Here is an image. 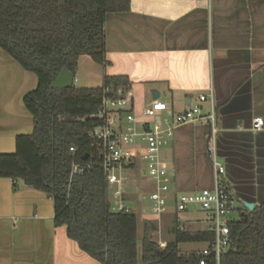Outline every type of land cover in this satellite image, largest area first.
I'll use <instances>...</instances> for the list:
<instances>
[{"label":"crops","instance_id":"1","mask_svg":"<svg viewBox=\"0 0 264 264\" xmlns=\"http://www.w3.org/2000/svg\"><path fill=\"white\" fill-rule=\"evenodd\" d=\"M103 30L105 61L99 72L89 70L80 87L101 86L107 75L126 81L132 93L129 110L139 127L153 89L170 113L198 103L205 114L212 102L217 155L235 202L237 192L255 206L263 202L264 123L254 130L252 118L264 119V0H129L128 10L105 13ZM36 84L35 74L0 48V153L13 152L16 135L32 132L33 117L23 96ZM201 93L204 100L198 99ZM120 117L123 121V113ZM209 132L208 123L186 121L175 124L163 140L160 157L171 175L167 207H173L160 217L146 211L154 183L144 174V144L132 145L135 156L123 198L138 210L143 226L153 225L151 234L161 232L156 240L161 246L172 239L175 224L189 230L206 227L201 211L189 219L174 213V196L212 187ZM168 212V218L163 216ZM53 216L52 199L43 191L0 177V264H101L67 236L64 226H56Z\"/></svg>","mask_w":264,"mask_h":264},{"label":"trees","instance_id":"2","mask_svg":"<svg viewBox=\"0 0 264 264\" xmlns=\"http://www.w3.org/2000/svg\"><path fill=\"white\" fill-rule=\"evenodd\" d=\"M128 9L129 0H0V48L37 78L23 96L33 130L16 135L13 152L0 153V177L20 179L50 197L54 224L101 264H197V252L184 254L178 244L211 242L208 228L175 224L172 239L161 246L151 236L153 225L145 223L138 256L136 214L110 207L100 154L88 132L101 123L92 114L103 88L129 89L126 81L107 75L98 87L50 86L62 67L74 75L80 55L104 63L105 13ZM72 163L81 171L71 175ZM228 224L231 246L220 264H264V201Z\"/></svg>","mask_w":264,"mask_h":264},{"label":"built area","instance_id":"3","mask_svg":"<svg viewBox=\"0 0 264 264\" xmlns=\"http://www.w3.org/2000/svg\"><path fill=\"white\" fill-rule=\"evenodd\" d=\"M131 97V91L121 86L115 89L104 87L101 101L92 114L100 118L101 123L88 132V137L96 143L100 154L111 209L131 210L123 197L128 181V166L135 156L132 145L140 141L144 144L141 154L145 164L144 174L154 183V189L149 193V210L154 214L164 212L172 194L170 171L160 157L163 140L172 135L175 124L186 121L208 123L210 132L207 138V153L212 166L213 185L190 193L177 192L174 200L178 211L186 210L192 204H198L206 228L213 232L212 241L203 244L197 252V264H220L221 256L231 246L228 223L233 218L229 216V211L233 209L235 199L225 178L224 163L217 155L218 127L212 102L209 111L205 114L201 113L198 103L188 106L183 111L170 113L164 101L152 99L142 108L139 117L144 118V121L139 127L137 116L129 110ZM205 98L203 93L198 95L199 100ZM121 113H123V121L120 117ZM263 123L264 119L261 116L253 117L252 129H260ZM69 150L74 151L75 148L70 146ZM80 171V165L72 163L70 174Z\"/></svg>","mask_w":264,"mask_h":264},{"label":"rangeland","instance_id":"4","mask_svg":"<svg viewBox=\"0 0 264 264\" xmlns=\"http://www.w3.org/2000/svg\"><path fill=\"white\" fill-rule=\"evenodd\" d=\"M99 64L96 63L95 61H93L90 56L83 54L82 56H80L79 58V62H78V66L75 70L74 73V78H73V85L76 87H80L82 86V84L84 82H86V79L88 78L89 75V70L92 71L93 68L97 69L96 71L99 72L100 66H98ZM90 68V69H89ZM235 200H237L235 198ZM173 204H169L167 207L168 209H172ZM147 207V206H146ZM175 209V207H174ZM187 209L190 212H187ZM186 209V213H183L182 211H178V210H174V213H179L182 216L189 218H193V217H198L200 216V208L198 206V204H192L190 205L188 208ZM147 213L149 212V208H146ZM171 211V210H170ZM184 211V210H183ZM133 212L136 214L137 216V249H138V256H140V247H141V237L143 234V225H142V219H141V215L139 214L137 209H134ZM158 215V214H157ZM168 215H170V212H168L167 214H164L163 216H166L168 218ZM162 216V214H159L158 217ZM229 216L233 219H236L239 217V210L237 209H231L229 211ZM149 219V218H148ZM147 221H152V220H148ZM168 222V219L164 220V223ZM186 223V221H183ZM204 226L203 223H200L199 227ZM162 235L161 232H152L151 236L153 239L157 240L158 236ZM163 236H166V238H171L170 233H164ZM178 247L180 249V251L184 254H188L191 251H196L198 252L202 247L203 244L199 243V242H182L178 244Z\"/></svg>","mask_w":264,"mask_h":264},{"label":"water","instance_id":"5","mask_svg":"<svg viewBox=\"0 0 264 264\" xmlns=\"http://www.w3.org/2000/svg\"><path fill=\"white\" fill-rule=\"evenodd\" d=\"M73 72L68 70L66 67H62L57 76L51 81L50 86L52 88H66L70 87L73 83ZM158 97V91L154 90L152 91V99H155ZM236 189V187H234ZM237 196L239 198L238 203H233L232 207L234 209L239 210V217L246 214L247 211H251L254 208V201L250 199L249 197H246L245 195L238 193ZM262 203L261 202H258Z\"/></svg>","mask_w":264,"mask_h":264}]
</instances>
